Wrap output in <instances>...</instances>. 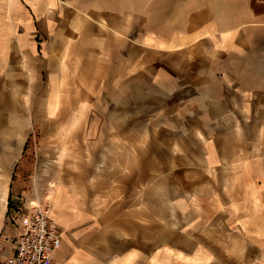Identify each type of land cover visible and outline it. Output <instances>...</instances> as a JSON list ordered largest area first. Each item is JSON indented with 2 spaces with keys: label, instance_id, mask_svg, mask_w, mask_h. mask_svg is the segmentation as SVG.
Segmentation results:
<instances>
[{
  "label": "crops",
  "instance_id": "1",
  "mask_svg": "<svg viewBox=\"0 0 264 264\" xmlns=\"http://www.w3.org/2000/svg\"><path fill=\"white\" fill-rule=\"evenodd\" d=\"M36 94L59 125L80 111L71 123L88 140L122 148L90 150L74 181L53 186V264H264V0L165 15L127 0H0V103L15 149L4 210L7 192L24 199L32 182L34 118L18 112L34 115ZM100 156L119 159L108 177L93 171ZM148 190L168 191L166 222L130 208Z\"/></svg>",
  "mask_w": 264,
  "mask_h": 264
},
{
  "label": "rangeland",
  "instance_id": "2",
  "mask_svg": "<svg viewBox=\"0 0 264 264\" xmlns=\"http://www.w3.org/2000/svg\"><path fill=\"white\" fill-rule=\"evenodd\" d=\"M131 2L136 8L145 6L148 13L152 12H162L164 15L173 13L179 10L180 7L188 4H196L202 0H127ZM96 95H80V98L85 101H90ZM105 96V95H104ZM13 97H17L18 100L25 101L24 94H17ZM102 98V96H101ZM4 103H0V187L7 184L8 187V168L12 158H9V152L14 151V146H12V141H6L4 129L6 125L4 123L8 122V117L10 116V111L4 108ZM35 110L34 115L32 111H22L19 110L18 116L22 117L27 115L28 117L34 118V125L32 128L31 136L29 137L27 150L30 152L29 161L31 165V181L28 182L23 194L24 199H15L10 201L8 199L7 192V205L4 210L0 205V228L3 229L0 233V252H3L7 247L11 248L12 237L18 232L21 224V207L24 206L25 201L30 200H45L46 198L51 200V193L53 186L60 181H74L77 176L76 172L81 170V159L83 155H89L92 149L106 150L111 153L113 150L122 149L117 148L111 143L107 145L104 143L103 146H99L97 143H93L88 140V132H86V126L81 125V120L77 124H73V118L76 117V113L80 111L69 110L66 115V120L70 124L59 125L57 113L50 117L49 114L44 110V98L41 94L35 95ZM30 114V115H29ZM79 114V113H78ZM78 116V115H77ZM85 116V115H84ZM83 116V117H84ZM73 117V118H72ZM79 118L82 116L79 115ZM72 120V121H71ZM134 148V146H132ZM82 151V152H81ZM88 151V152H87ZM111 157V156H110ZM118 158H109L108 156H100L98 159L93 158V166L95 173H100V177H108L106 173L107 167H114L118 163ZM81 163V164H80ZM99 163H102L100 166ZM115 165H114V164ZM101 170H100V167ZM101 171L106 174H101ZM98 177L97 174H94ZM133 191V190H132ZM118 193L115 198L122 197L123 193L121 191H107L100 190L99 194L105 199H112L111 195ZM147 199L146 204L141 205H131V209L138 212L146 213L148 218L155 221V223L160 224L161 221L166 222L171 215V201L166 199L168 196V191H146ZM145 191H143V194ZM136 196L138 198L139 192L136 191ZM114 198V199H115ZM150 199H161V205H150ZM9 200V203H8ZM143 200V199H142ZM144 202V201H141ZM20 207V208H19ZM105 206H102L103 208ZM18 210L20 212H15ZM151 221V220H150ZM149 222V220H148ZM13 229V230H12ZM3 244H7V247ZM14 246V245H13Z\"/></svg>",
  "mask_w": 264,
  "mask_h": 264
},
{
  "label": "built area",
  "instance_id": "3",
  "mask_svg": "<svg viewBox=\"0 0 264 264\" xmlns=\"http://www.w3.org/2000/svg\"><path fill=\"white\" fill-rule=\"evenodd\" d=\"M21 214L13 251L6 264H53V253L61 245L62 232L53 217L51 200L25 201Z\"/></svg>",
  "mask_w": 264,
  "mask_h": 264
}]
</instances>
